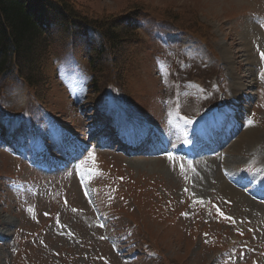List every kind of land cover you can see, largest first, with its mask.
Returning a JSON list of instances; mask_svg holds the SVG:
<instances>
[{"label": "rangeland", "instance_id": "374dc122", "mask_svg": "<svg viewBox=\"0 0 264 264\" xmlns=\"http://www.w3.org/2000/svg\"><path fill=\"white\" fill-rule=\"evenodd\" d=\"M70 2L74 8L83 11L92 19L109 17L118 19L133 9L139 13L153 14L146 25L147 30L141 31L143 43L137 55L130 51L127 54L129 70L125 75L127 79L123 87L127 91L124 96L132 95L134 103L148 111L150 118L160 119L161 116L162 89L156 78L153 61L159 45L152 36L158 29L154 22L167 23L163 18L174 22L175 24L170 25L182 31L183 36L177 35L178 38L198 40L204 46L205 53L209 54V68L203 69L202 66L200 70H196L198 65L191 62L192 57L185 55V51L177 43L178 40H175L160 50V53L167 57L170 54L176 55L177 69H181L182 63H185L184 67L187 70L191 68L190 76L192 72H198L196 74L198 79L210 85L215 92L217 89L212 83L215 77H220V86L230 92L235 87V82L239 83L236 87H240L241 83L240 94L244 91L251 94L245 102L247 104L255 90L260 92L255 80L256 62L251 66L252 73L250 68L247 71V66L253 63L252 59H256L253 49L256 41H252L254 40L252 36L259 34L254 30L252 13L264 10V7H261L262 0H70ZM148 28H151L150 32ZM134 36L140 38L139 34ZM120 45L123 48L128 43L122 40ZM203 46H200V49H203ZM189 52L186 51L187 54ZM121 58L119 55V59ZM51 71L47 70V83L39 92V100L61 122L83 136L88 135L90 126L92 124L95 126L98 120L97 113L93 111V102L98 96L89 93L86 102L79 108V105L74 103L79 90L72 87L67 94L64 93L57 77ZM176 93L177 91L168 84L163 96L170 95L173 98ZM219 99L222 98L218 95L217 105ZM0 101L14 112H20L22 107H30V103H33L26 87L11 90L10 86L5 91H0ZM182 101L193 105V114L198 112L197 101L187 100L185 97H182ZM218 107L220 108L221 104ZM93 128L92 133L98 131ZM252 128L234 143L230 137L223 152L230 155L227 159L230 169L233 167L240 169L250 161L264 174V109L257 111L255 125ZM252 131L257 132L258 140L248 144L246 138ZM38 133L37 141H31L35 152L62 154L60 150L63 147L60 148L59 142L53 141L54 135ZM54 143H58V146L53 145ZM241 145L244 147L239 153ZM24 150L27 151V148ZM99 156L103 162L110 165L116 163L119 166V168L116 166L118 169L103 188L104 201L99 204V208L112 224L121 222L136 224L135 234L131 231L133 246L128 248V252H136L132 264H264V206L249 201L232 188H226L222 179L218 183L216 179L220 178L218 172H214L215 178L209 179L210 187L215 189H207L213 191L202 194L212 195L220 207H225L228 219L216 215L209 205L190 203L187 200L188 193H185L184 199L181 193H184L183 185L187 183H181L179 187L178 178L163 159L149 160L144 156L126 158L111 151L108 155ZM233 159L238 163H234ZM19 162L0 151V237H4V242L0 244V264H54V261L55 264H62L66 261L63 254L66 255L68 250L75 252L77 248L89 249V243L95 246V254L100 253V248L107 252L102 253L106 260L110 259L105 264H123L97 241L95 232L101 236L103 234L93 230V226L87 221L84 213L90 216L89 207L74 182L62 181V184L71 206L79 210L77 213L72 209L65 211L56 199L57 188L60 186L59 178L55 179L57 187L55 188L52 186L51 177L39 175L24 166L25 164H21L23 161ZM139 162L142 166L133 165ZM237 164L241 166H236ZM202 168L206 175H210L211 171L207 167ZM20 169L22 171H19ZM10 175L20 176V181L14 179L15 183L22 185L18 189L21 190L20 195L15 196L13 191L11 196L8 191L6 182ZM132 175H136L134 178L141 186L140 190L133 184ZM24 178L34 179L32 190L35 195L27 188ZM198 179L200 181V177ZM199 181L195 183L196 192L201 188ZM129 185L135 186L132 195H129ZM18 204L21 207L23 205L28 207L26 213L38 209L39 213L36 215L38 222H34L33 214L26 216L23 211L21 212ZM165 204L167 207H162ZM56 215L62 218L64 226L53 230L52 223ZM85 239H89L86 248L82 246ZM241 242L243 247L248 246L257 253L242 254ZM148 249L156 252L158 257L149 259L139 256Z\"/></svg>", "mask_w": 264, "mask_h": 264}, {"label": "trees", "instance_id": "16d2710c", "mask_svg": "<svg viewBox=\"0 0 264 264\" xmlns=\"http://www.w3.org/2000/svg\"><path fill=\"white\" fill-rule=\"evenodd\" d=\"M138 13L133 9L118 19H92L70 0H0V84H19L39 95L50 56L63 49L87 60L93 92L101 93L107 81L121 90L129 70L127 54L136 42L133 17ZM122 40L128 43L123 48Z\"/></svg>", "mask_w": 264, "mask_h": 264}, {"label": "bare ground", "instance_id": "6f19581e", "mask_svg": "<svg viewBox=\"0 0 264 264\" xmlns=\"http://www.w3.org/2000/svg\"><path fill=\"white\" fill-rule=\"evenodd\" d=\"M45 71V70H44ZM246 132H249V130H246L245 132H243L241 135H239L238 136V138L240 137H242V135H244ZM256 134H257V132H251L249 135H248V137L246 138L247 139V141H246V143H251V142H256L257 140H258V138H257V136H256ZM259 134V133H258ZM244 146L243 145H241L240 146V149L238 150V152L240 153V150H242V148H243ZM133 165H140V166H142V164L139 162V163H137V164H133ZM152 168V167H151ZM224 184H225V187L226 188H230V187H228L227 186V184L224 182ZM263 207V206H262Z\"/></svg>", "mask_w": 264, "mask_h": 264}, {"label": "snow or ice", "instance_id": "6c2138e0", "mask_svg": "<svg viewBox=\"0 0 264 264\" xmlns=\"http://www.w3.org/2000/svg\"><path fill=\"white\" fill-rule=\"evenodd\" d=\"M261 55H262V57H264V53H262Z\"/></svg>", "mask_w": 264, "mask_h": 264}]
</instances>
